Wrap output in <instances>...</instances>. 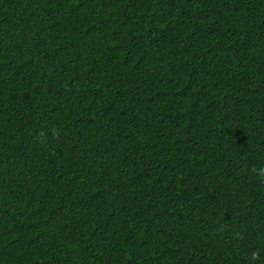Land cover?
<instances>
[{
	"label": "trees",
	"instance_id": "trees-1",
	"mask_svg": "<svg viewBox=\"0 0 264 264\" xmlns=\"http://www.w3.org/2000/svg\"><path fill=\"white\" fill-rule=\"evenodd\" d=\"M260 168L264 0H0V264H264Z\"/></svg>",
	"mask_w": 264,
	"mask_h": 264
},
{
	"label": "clouds",
	"instance_id": "clouds-1",
	"mask_svg": "<svg viewBox=\"0 0 264 264\" xmlns=\"http://www.w3.org/2000/svg\"><path fill=\"white\" fill-rule=\"evenodd\" d=\"M254 171L257 172V175L260 177V178H264V168H260L258 170L254 169ZM258 257V254L256 252H253L252 253V258L253 259H256Z\"/></svg>",
	"mask_w": 264,
	"mask_h": 264
}]
</instances>
